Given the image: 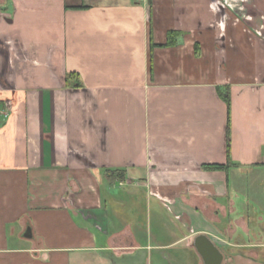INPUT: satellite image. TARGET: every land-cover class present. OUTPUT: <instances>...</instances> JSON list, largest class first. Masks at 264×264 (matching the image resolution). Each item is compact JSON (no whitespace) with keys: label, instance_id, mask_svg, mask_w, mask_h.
<instances>
[{"label":"crops","instance_id":"1","mask_svg":"<svg viewBox=\"0 0 264 264\" xmlns=\"http://www.w3.org/2000/svg\"><path fill=\"white\" fill-rule=\"evenodd\" d=\"M0 107V264H264V0H0Z\"/></svg>","mask_w":264,"mask_h":264},{"label":"trees","instance_id":"2","mask_svg":"<svg viewBox=\"0 0 264 264\" xmlns=\"http://www.w3.org/2000/svg\"><path fill=\"white\" fill-rule=\"evenodd\" d=\"M180 36V33L176 31H170L167 34V43L166 46L173 47L176 45V40ZM220 97L226 102L228 107V126L227 130L228 133L230 131V109H231V94L230 89L226 88L224 90L219 89ZM230 165L227 166H220V165H208L205 168L210 170H227ZM106 177L110 182H116V181H125L126 174L124 170H106L105 171Z\"/></svg>","mask_w":264,"mask_h":264},{"label":"water","instance_id":"3","mask_svg":"<svg viewBox=\"0 0 264 264\" xmlns=\"http://www.w3.org/2000/svg\"><path fill=\"white\" fill-rule=\"evenodd\" d=\"M194 247L204 264H223L224 254L207 235L200 234L195 238Z\"/></svg>","mask_w":264,"mask_h":264},{"label":"built area","instance_id":"4","mask_svg":"<svg viewBox=\"0 0 264 264\" xmlns=\"http://www.w3.org/2000/svg\"><path fill=\"white\" fill-rule=\"evenodd\" d=\"M0 114L4 115V117H8L9 111H8V109H4V108L0 107Z\"/></svg>","mask_w":264,"mask_h":264},{"label":"rangeland","instance_id":"5","mask_svg":"<svg viewBox=\"0 0 264 264\" xmlns=\"http://www.w3.org/2000/svg\"><path fill=\"white\" fill-rule=\"evenodd\" d=\"M249 216L252 218V220L255 219L252 215H249ZM251 225H255L254 221H253V223Z\"/></svg>","mask_w":264,"mask_h":264}]
</instances>
